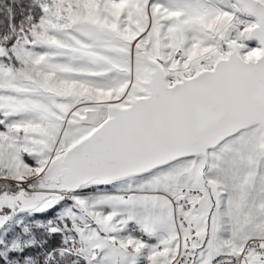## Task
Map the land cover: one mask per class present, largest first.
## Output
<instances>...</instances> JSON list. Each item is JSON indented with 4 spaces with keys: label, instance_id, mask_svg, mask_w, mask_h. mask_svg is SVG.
I'll use <instances>...</instances> for the list:
<instances>
[{
    "label": "snow or ice",
    "instance_id": "1",
    "mask_svg": "<svg viewBox=\"0 0 264 264\" xmlns=\"http://www.w3.org/2000/svg\"><path fill=\"white\" fill-rule=\"evenodd\" d=\"M0 264H264V0H0Z\"/></svg>",
    "mask_w": 264,
    "mask_h": 264
},
{
    "label": "trees",
    "instance_id": "2",
    "mask_svg": "<svg viewBox=\"0 0 264 264\" xmlns=\"http://www.w3.org/2000/svg\"><path fill=\"white\" fill-rule=\"evenodd\" d=\"M40 239L43 241L45 239H48V244L45 245V247H51L53 246L54 244H58L59 241H60V237L59 236H54V237H51V238H47L45 237L44 235H39Z\"/></svg>",
    "mask_w": 264,
    "mask_h": 264
},
{
    "label": "rangeland",
    "instance_id": "3",
    "mask_svg": "<svg viewBox=\"0 0 264 264\" xmlns=\"http://www.w3.org/2000/svg\"><path fill=\"white\" fill-rule=\"evenodd\" d=\"M56 211H57V210L54 209V210H52V211L49 212V213L38 215V216L35 217V218H36V219H41V220H46V219H48L49 217L54 216ZM38 235L41 236V235H44V234H43V232H41V233H39Z\"/></svg>",
    "mask_w": 264,
    "mask_h": 264
}]
</instances>
